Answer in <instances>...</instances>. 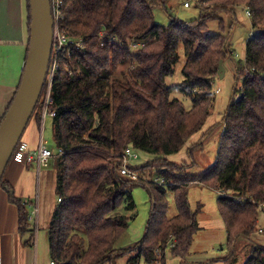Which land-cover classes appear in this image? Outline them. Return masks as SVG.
I'll return each instance as SVG.
<instances>
[{
	"label": "trees",
	"instance_id": "trees-1",
	"mask_svg": "<svg viewBox=\"0 0 264 264\" xmlns=\"http://www.w3.org/2000/svg\"><path fill=\"white\" fill-rule=\"evenodd\" d=\"M164 2L63 0L61 28L72 43L70 57L61 59L52 82L56 151L51 150L49 165L55 171L58 203L46 229L54 264H104L126 254L116 244L129 217L119 210L135 209L132 190L140 185L149 190L151 212L145 235L135 246L137 257L131 261L142 257L151 264L161 255L165 264L168 247L173 256L187 255L200 229L201 208L191 211L188 201L192 183L220 192L218 211L231 244L256 229L258 211L264 206V0H199L198 19L161 26L152 12ZM236 7L246 9L258 31L246 41L245 68L236 72L242 87L237 99L234 89L225 112L215 164L195 175L186 173L190 166L160 161L135 169L140 176L147 174V182L123 178L119 169L127 147L167 157L203 128L214 104L219 62L228 57L227 37L207 33L206 24L214 19L222 24L220 15L232 14ZM134 43L142 45L133 51ZM180 45L186 58L183 80L168 86ZM118 65L127 66L119 75ZM174 91L191 98L189 110L178 99H170ZM33 119L41 127L39 104ZM153 175L164 182H155ZM1 187L16 208L19 232L30 233L25 244L32 246L27 204L3 178ZM169 190L177 208L170 218ZM245 264H264V247L251 245Z\"/></svg>",
	"mask_w": 264,
	"mask_h": 264
},
{
	"label": "rangeland",
	"instance_id": "rangeland-1",
	"mask_svg": "<svg viewBox=\"0 0 264 264\" xmlns=\"http://www.w3.org/2000/svg\"><path fill=\"white\" fill-rule=\"evenodd\" d=\"M188 3L189 7H185ZM154 22L161 26H167L172 20L191 21L198 19L202 11L200 10L199 0H165L163 4L157 5L153 9ZM223 20L221 24L219 19L207 22V33L221 34L227 37L228 57L224 60V76L215 78L213 81L214 104L211 114L207 118L203 128L194 134L182 147V149L167 157L138 151V158L129 162L132 169L140 170L143 166L152 163L166 161L176 166H190L186 173L199 175L209 170L216 162L217 152L221 135L223 134V119L227 107L230 104L234 89H236V99L242 87V79L236 80V72L243 71L245 68L246 41L250 38V33H256L258 30L253 28L250 17L243 7H236L232 14H221ZM135 44V43H134ZM139 45L131 46L133 51L141 47ZM179 61L174 67V73L166 79L168 86L177 85L182 82L183 74L181 72L186 58L183 45L178 47ZM126 65H118L115 74L119 75L125 71ZM237 84V86H236ZM216 90H219L216 92ZM170 99H178L184 107L191 108V98L185 96L179 91H174ZM38 139L42 135L46 146L56 151L52 133V118L47 116L43 121L42 127L38 131ZM24 136H22V139ZM12 163L10 161L9 165ZM31 174L34 182V191L39 193L40 214L38 225L31 223L35 227V249L36 264H51L47 225L55 205L58 203L56 196L55 171L52 165L41 168L39 172L32 163ZM142 181L147 182V174H141ZM158 178L156 175L152 179ZM220 192L217 190L203 187L192 183L189 185L188 201L191 211L199 209L197 221L199 231L194 235L192 245L187 255L183 258L173 256L170 253V247L165 250V264H245L251 245L264 247V206H260L258 211L257 226L248 238H240L231 244L227 235V229L222 220L217 206V198ZM132 197L135 203V209L126 212L123 207L119 213L129 217V226L116 246L126 253L112 260L111 263L104 264H147L145 260L137 257L139 248L135 247L143 239L150 218L151 201L148 188L144 186L134 187ZM33 201H35V196ZM166 201L168 204L167 217H173L177 214V208L174 202V196L171 190L167 191ZM30 237V234L28 238ZM132 249V250H129ZM159 249H156V251ZM162 251H157L161 254ZM161 256V255H160ZM151 264H162L161 257Z\"/></svg>",
	"mask_w": 264,
	"mask_h": 264
},
{
	"label": "crops",
	"instance_id": "crops-1",
	"mask_svg": "<svg viewBox=\"0 0 264 264\" xmlns=\"http://www.w3.org/2000/svg\"><path fill=\"white\" fill-rule=\"evenodd\" d=\"M29 18L27 0H0V121L10 106L22 78L30 35ZM39 130L40 125L33 119L24 132L23 140L28 143L31 150L35 149L38 144ZM32 163L26 165L11 163L3 179L6 185L13 188L16 197L27 204L28 214L37 204L36 225H38L40 199L39 193L36 191L35 195L34 191L30 171ZM34 196L35 201H33ZM32 228L34 229L33 245L27 246L25 242L29 239L30 233L19 232L16 208L9 201L5 187H1L0 264H36V253L33 246H35L37 235L35 227L32 226Z\"/></svg>",
	"mask_w": 264,
	"mask_h": 264
},
{
	"label": "water",
	"instance_id": "water-1",
	"mask_svg": "<svg viewBox=\"0 0 264 264\" xmlns=\"http://www.w3.org/2000/svg\"><path fill=\"white\" fill-rule=\"evenodd\" d=\"M29 8L30 35L22 78L0 123V182L38 104L50 62L54 26L50 0H29ZM224 71L220 60L217 76L222 78Z\"/></svg>",
	"mask_w": 264,
	"mask_h": 264
},
{
	"label": "built area",
	"instance_id": "built-area-1",
	"mask_svg": "<svg viewBox=\"0 0 264 264\" xmlns=\"http://www.w3.org/2000/svg\"><path fill=\"white\" fill-rule=\"evenodd\" d=\"M51 5V14L54 22L53 26V39H52V48H51V55H50V62L48 67V72L46 76L45 85L41 92L38 104L40 109V118H41V127L43 125V121L47 116L51 118L55 116V111L51 110V105L53 104L52 99V82L56 72L59 69V63L62 58L70 57V49L69 46L72 43L71 37L68 33L63 30L61 22L64 19L62 13L63 7V0H50ZM185 7H188V3H184ZM249 15V13H248ZM254 34L253 32L250 33L249 37H252ZM139 45L131 44V46ZM142 45V44H141ZM77 47L81 46V43L76 44ZM219 90H216L218 92ZM54 154L46 146V142L43 140L42 135L39 137L38 144L35 149L31 150L28 146V143L23 139L17 143L12 156L11 160L12 163L18 165H26L29 163H35L37 171L41 168L47 167L50 163V160L53 158ZM138 158V151L133 149L132 147H127L124 151L121 166L119 169V174L128 180L135 181L138 179H142L139 173L132 169L129 166V162L133 159ZM143 180V179H142ZM155 182L162 184L163 180L154 179ZM37 205V204H36ZM34 206L32 211L28 215V221L35 224L37 223V216H38V207ZM159 252V250H157ZM156 251V252H157ZM51 264H54L51 262Z\"/></svg>",
	"mask_w": 264,
	"mask_h": 264
}]
</instances>
